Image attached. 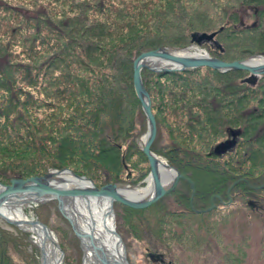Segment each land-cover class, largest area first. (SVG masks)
Here are the masks:
<instances>
[{"label": "trees", "instance_id": "1", "mask_svg": "<svg viewBox=\"0 0 264 264\" xmlns=\"http://www.w3.org/2000/svg\"><path fill=\"white\" fill-rule=\"evenodd\" d=\"M243 9L253 12L251 24L242 20ZM213 31L212 39L191 43L192 33ZM190 44L224 61L264 56V0H0V182L70 168L98 187L102 173L107 183L142 185L150 168L138 138L147 125L132 84L133 60L160 46ZM248 76L208 66L141 71L158 133L151 150L186 180L163 210L158 201L125 207L138 236L132 219L148 211L155 215L148 231L158 241L189 248L196 234L204 241L195 252H205L212 238L221 243L220 226L241 209L225 207L228 195L241 202L263 197L255 219L264 222V74L254 83ZM161 126L169 135L163 147ZM229 131L236 133L234 148L215 155ZM190 181L196 208L213 199L211 212L189 208ZM10 240L0 227V264H16ZM38 253L28 264H38ZM245 255L234 252L222 264H242Z\"/></svg>", "mask_w": 264, "mask_h": 264}, {"label": "rangeland", "instance_id": "2", "mask_svg": "<svg viewBox=\"0 0 264 264\" xmlns=\"http://www.w3.org/2000/svg\"><path fill=\"white\" fill-rule=\"evenodd\" d=\"M252 13L253 12L250 9H243L239 11L242 20L246 24H251L255 20V16H253ZM197 47L206 51V49L202 48L201 46ZM144 69L155 71L150 68ZM139 122L140 118L137 117L135 131L141 129ZM160 130L161 132L159 134L158 146L163 147L169 143V135L168 130L165 127L161 126ZM145 132L146 131H144L139 136V144H141L140 140ZM153 153L166 161L164 156L161 154L156 152ZM229 156L230 154H228L226 157ZM194 172L199 175L202 183L207 182V179L203 178L197 170ZM174 175L175 173L173 176ZM99 182L100 185H104L105 183L111 181L108 179V176L105 173H102ZM101 182H103V184H101ZM95 185L97 186V184ZM169 201V199L158 201V203L156 201V209H165L169 205ZM125 207L127 208L128 206L118 202L113 204L116 230L119 233L122 243L125 247L126 257L129 264H161L159 262L152 261L147 256L149 251L162 252L166 261L171 260L175 264H222L223 257L226 258V256L233 254L234 252H245L246 255L242 264H264V222L255 219V215L252 213L250 216L246 215L245 213L248 210L245 211L242 207L240 209L242 212L239 210V208L231 211L230 219L224 229H222L220 226L219 234L221 243L219 239L213 240L212 238L213 243L205 252H195L194 244H199L198 242L200 240H202V242L204 241L201 238L198 240L196 234L191 236L189 248L179 246L173 242L167 246L161 241H158L157 237L153 233L151 235V233L148 231V225H153L151 222L155 219V215H149L147 213L148 211H145L140 215H134L135 218L132 219L134 222H137L139 226L138 236L129 222L131 220L128 219ZM23 210L27 216L42 221L54 232L58 245L63 253L62 264H83V251L80 240L74 234L69 221L59 210L57 200L50 199L49 201L38 203L32 207L25 206ZM158 218L161 220L160 214H158ZM173 225L176 226L174 223ZM0 227L11 233L15 238L14 241L10 240L8 242L7 250L12 255L16 264H28L30 255L35 254L36 252H39L38 264L40 263L39 247L30 231L23 230L21 227H18L15 224H9L1 218ZM216 241H218V243H216ZM23 257L25 260H23Z\"/></svg>", "mask_w": 264, "mask_h": 264}, {"label": "water", "instance_id": "3", "mask_svg": "<svg viewBox=\"0 0 264 264\" xmlns=\"http://www.w3.org/2000/svg\"><path fill=\"white\" fill-rule=\"evenodd\" d=\"M221 30V28H220ZM217 31L213 32H202L200 34L197 33H192L191 35V43H199L201 40H210L216 35ZM192 45H187V46H180V47H175V46H160L155 49H151L148 51L141 52L135 59L133 60L132 64V84L134 88V92L140 101L145 119H146V124H147V130H146V140L141 146V149L143 153L145 154L149 168H150V175L153 176L152 180L153 183L156 186V192L153 194L149 199L147 200H127L120 196L118 193L117 189L118 188V183H106L100 187H97L93 181L83 175H79L75 173L72 169L70 168H62V169H51L48 170L43 175H34V176H29L27 178H12L10 180L9 184H4L0 182V204L12 199L11 197L16 196L18 194H47V197H44L39 201V203H43L45 201H49L50 199H55L58 202V207L63 216L69 221L72 230L74 231V234L78 237L80 240L81 248L83 251L84 255V247L82 245V236L79 234L77 231L73 220L71 216L67 214V212L64 209V203L63 200H67V198L75 197V196H106L108 197L110 201L109 205V210L113 219V233L117 236L121 246H122V254L121 258L118 260L113 261V264H129L127 257H126V251L124 245H122V240L119 235V233L116 230V224L114 220V211H113V204L115 202L121 203L125 206L134 208V209H143L148 206H150L152 203L156 202L160 197L165 195L166 193L172 191L177 183L179 182L180 179H186V177L183 174H180L178 170L175 167H172L166 163V166L173 170L175 172V175L172 177V182L168 188H164L162 184L160 183V178H157V174L159 172V158L157 155H155L152 150H151V145L153 141L155 140L156 134H157V126H156V120L155 116L152 111L151 107V98L147 90L145 89L142 78H141V71L144 68H150L155 71H183L185 69H191V68H196V67H202V66H208L213 69H217L220 71H229V70H246L249 72V76L245 79L249 83H254L257 80V77L264 74V63L260 65H249L245 62V59H237L233 61H224L219 58H216L214 56H211L207 53H204L205 55L202 56H197V57H192V56H182V55H177V54H172L167 52L166 50L168 48L171 49H185V48H190ZM161 56L162 58H165L167 60H170L172 62V65L174 66H165V67H153L149 66V64H146L144 59L149 58V57H158ZM230 134L232 135V138L222 141L214 147V152L216 154H221L224 153L227 149L231 148L235 144V136L236 133L234 131H231ZM53 171L57 172H68L72 176L76 177L77 179L82 180L83 182H88V185H83V186H76L79 188H58L52 184H50L49 178L51 177V174ZM240 179L236 180L232 185L237 183ZM190 186H191V191L192 194H194L195 189H194V183L190 181ZM232 187V186H231ZM230 187V188H231ZM229 188V190H230ZM20 204L22 202H19ZM18 203V204H19ZM26 203V202H24ZM214 207V204L212 203L211 206L207 209H211ZM199 211V210H198ZM0 218L4 220L5 222L9 224H15L18 227H21L23 223H29L31 225H37L39 226L42 231L49 235L50 234V240H52L54 246L59 249L61 261H62V251L58 245L57 239L54 235V232L43 222L40 220L34 219L30 221H19L15 220L13 218H10L6 214L0 212ZM40 251V263L43 264V259H42V248L39 247ZM147 256L155 262H160L162 264H174L173 261L168 260L165 261L163 254L162 253H156V252H148Z\"/></svg>", "mask_w": 264, "mask_h": 264}, {"label": "bare ground", "instance_id": "4", "mask_svg": "<svg viewBox=\"0 0 264 264\" xmlns=\"http://www.w3.org/2000/svg\"><path fill=\"white\" fill-rule=\"evenodd\" d=\"M169 53L182 55V56H202L205 55L202 50L196 46L185 49H171L166 50ZM249 59L245 62L249 65H260L264 63V56L262 55H253L248 57ZM146 64L153 67H165L171 66L172 62L161 56L158 57H149L144 59ZM174 66V64L172 65ZM146 140V134L141 137V145ZM159 172L157 178H160V183L164 188H168L172 182L173 170L166 166V163L163 159L159 158ZM152 177L150 175V169L148 174L144 177L142 185H130V184H119L117 191L123 198L127 200H147L156 192V186L153 183ZM50 184L58 188H79L76 186L88 185V182H83L80 179L72 176L68 172H57L53 171L51 177L49 178ZM85 183V184H84ZM177 186V185H176ZM1 188V187H0ZM176 188V187H175ZM174 188V189H175ZM173 189V190H174ZM172 190V191H173ZM168 192L157 201H163L169 199L170 194ZM196 193L188 196L189 208L198 213V210L203 213L211 212L216 206L213 199L210 200V205L203 208H196L194 204ZM47 194H18L11 197L3 203L0 204V212L6 214L10 218L19 221H30L34 218H30L25 214L24 207H32L39 203L41 199L47 197ZM234 196L228 195V199L224 201L226 208H237L241 206L243 210H250L254 217L257 214L260 215L262 211V206L259 204V201L256 197H245V201H234ZM217 199H221L218 198ZM19 202H22L21 204ZM26 202V203H24ZM19 203V204H18ZM64 209L69 216H71L73 223L82 236V245L84 247L83 255V264H113V261L119 260L122 254V246L113 233V219L109 210L110 201L106 196H75L63 200ZM155 203V202H154ZM214 204V207L207 210L211 204ZM153 204V203H152ZM151 204V205H152ZM255 206V207H253ZM149 207V206H148ZM147 208V207H146ZM144 209V208H143ZM242 212V210H241ZM246 215L250 214L246 211ZM211 215V214H210ZM115 220V215H114ZM23 230L30 231L36 241L38 247L42 248V259L43 264H62L59 249L56 248L50 240V234H45L42 229L37 225H31L29 223H23L20 225ZM123 245V244H122ZM155 252V251H149ZM163 254V253H162ZM164 255V254H163Z\"/></svg>", "mask_w": 264, "mask_h": 264}, {"label": "flooded vegetation", "instance_id": "5", "mask_svg": "<svg viewBox=\"0 0 264 264\" xmlns=\"http://www.w3.org/2000/svg\"><path fill=\"white\" fill-rule=\"evenodd\" d=\"M230 138H232V135L230 134V131L228 132V135L222 140V141H225V140H228V139H230ZM235 139L237 140V137L235 136ZM234 146V145H233ZM231 147V148H229V149H227L224 153H221V154H216V153H214L215 155H218V156H222L223 154L225 155V154H227L229 151H231L234 147ZM215 147V146H214ZM214 149V148H213ZM180 180H186V179H180ZM190 189H191V186H190ZM172 192V191H171ZM195 193V192H194ZM191 194H192V191H191ZM263 198V197H262ZM262 198L261 199H259L258 201L260 202L261 200H262ZM195 246V250L197 249L198 250V247H199V244H195L194 245ZM155 252H159V251H155ZM199 252V251H198ZM163 257H164V260H165V256L163 255ZM166 261V260H165ZM160 263V262H159ZM162 264V263H161Z\"/></svg>", "mask_w": 264, "mask_h": 264}]
</instances>
